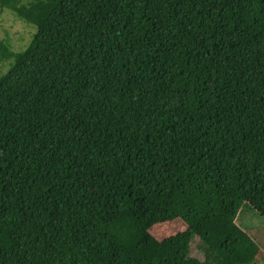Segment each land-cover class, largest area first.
Wrapping results in <instances>:
<instances>
[{"label":"trees","instance_id":"trees-1","mask_svg":"<svg viewBox=\"0 0 264 264\" xmlns=\"http://www.w3.org/2000/svg\"><path fill=\"white\" fill-rule=\"evenodd\" d=\"M4 11L36 32L0 41V264H259L237 215L264 218V0Z\"/></svg>","mask_w":264,"mask_h":264},{"label":"rangeland","instance_id":"rangeland-1","mask_svg":"<svg viewBox=\"0 0 264 264\" xmlns=\"http://www.w3.org/2000/svg\"><path fill=\"white\" fill-rule=\"evenodd\" d=\"M36 32V28L21 19L13 12L4 11L0 16V41H6L14 52L25 50ZM11 63H3L0 66V74H6ZM237 223L246 230L264 252V218L251 209L246 202L239 205ZM185 224L178 219L170 223L157 224L152 227L151 234L158 239L174 236L185 230ZM193 254L201 257L202 249L196 241L192 243ZM259 264H264V253L261 254Z\"/></svg>","mask_w":264,"mask_h":264}]
</instances>
